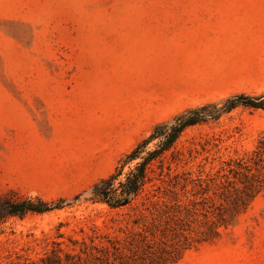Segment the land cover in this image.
I'll list each match as a JSON object with an SVG mask.
<instances>
[{
  "label": "rangeland",
  "instance_id": "1",
  "mask_svg": "<svg viewBox=\"0 0 264 264\" xmlns=\"http://www.w3.org/2000/svg\"><path fill=\"white\" fill-rule=\"evenodd\" d=\"M234 97L264 100V0H0V104L41 99L93 116L64 140L56 178L0 184V197L54 208L2 226L0 264H54L122 241L136 213L92 203L93 184L116 174L155 125ZM261 137L264 110L241 105L186 129L154 163L147 197L191 199ZM136 162L118 169L114 188ZM176 264H264V194Z\"/></svg>",
  "mask_w": 264,
  "mask_h": 264
},
{
  "label": "trees",
  "instance_id": "2",
  "mask_svg": "<svg viewBox=\"0 0 264 264\" xmlns=\"http://www.w3.org/2000/svg\"><path fill=\"white\" fill-rule=\"evenodd\" d=\"M239 105L264 110V100L234 97L224 101L220 108L207 105L155 125L149 136L120 160L116 174L99 179L90 190L92 203L103 204L110 211L136 213L131 223L127 222L131 226L125 227L123 240L109 241V248H94V252L84 248L78 254H65L63 259L57 257L53 263L176 264L187 251L215 240L220 228L232 225L259 195L264 194V137L258 139L253 150L244 157L227 162L217 178L210 179L204 186L199 182L198 191L191 199L185 196L186 186H183L181 198L170 192L171 198L166 199L163 193L152 202L145 187L152 180L154 163L161 164L164 154L174 147L186 129L216 121ZM152 142H155L154 148L146 151V146ZM133 161H137L134 167L114 188L118 169ZM138 198H144L140 209L134 205ZM52 209L51 204L40 198L23 197L10 191L0 197V231L11 218L44 214Z\"/></svg>",
  "mask_w": 264,
  "mask_h": 264
},
{
  "label": "crops",
  "instance_id": "3",
  "mask_svg": "<svg viewBox=\"0 0 264 264\" xmlns=\"http://www.w3.org/2000/svg\"><path fill=\"white\" fill-rule=\"evenodd\" d=\"M41 99L0 104V184L37 185L56 178L63 166L62 144L93 116Z\"/></svg>",
  "mask_w": 264,
  "mask_h": 264
}]
</instances>
